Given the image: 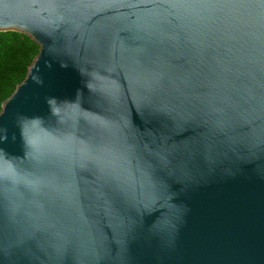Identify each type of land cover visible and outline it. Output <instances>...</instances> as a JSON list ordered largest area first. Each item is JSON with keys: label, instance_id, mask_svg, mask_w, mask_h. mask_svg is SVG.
<instances>
[{"label": "water", "instance_id": "95a60500", "mask_svg": "<svg viewBox=\"0 0 264 264\" xmlns=\"http://www.w3.org/2000/svg\"><path fill=\"white\" fill-rule=\"evenodd\" d=\"M39 47L0 109V264H264V0H0Z\"/></svg>", "mask_w": 264, "mask_h": 264}, {"label": "trees", "instance_id": "16d2710c", "mask_svg": "<svg viewBox=\"0 0 264 264\" xmlns=\"http://www.w3.org/2000/svg\"><path fill=\"white\" fill-rule=\"evenodd\" d=\"M38 50L37 43L25 33L0 31V109L3 101L25 78Z\"/></svg>", "mask_w": 264, "mask_h": 264}]
</instances>
